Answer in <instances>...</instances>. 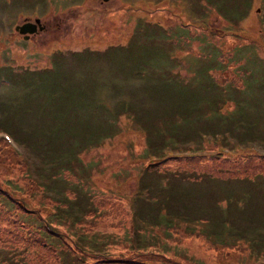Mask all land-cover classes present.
I'll return each mask as SVG.
<instances>
[{
	"label": "rangeland",
	"instance_id": "1",
	"mask_svg": "<svg viewBox=\"0 0 264 264\" xmlns=\"http://www.w3.org/2000/svg\"><path fill=\"white\" fill-rule=\"evenodd\" d=\"M221 1L228 3L233 0ZM195 2L0 0V60L2 56H9L18 50L25 63L22 64L26 67L46 63L49 72L46 81L51 78L54 68L52 87H48L44 77L39 76L34 77L32 84L17 82V77H14V81L0 80V104L5 103L3 109L0 108V119L3 120L0 125L15 128L13 124L18 123L31 131V137L23 139L24 149L21 144H17L23 151L22 157L30 174L45 185L43 191L33 190L24 194L29 182L25 184L18 176L15 181L12 168L0 166V185L8 190L13 189L15 200L7 205L18 211L9 216L16 217L18 223L22 222L23 225L18 226L25 230L21 235L0 234V264H112L108 262V257L112 256L122 259L123 264H264V166L260 171L258 168L255 173L250 171L248 174L247 171L233 169L229 176L223 175L226 182L217 176L210 178L203 167L188 162L181 163L176 171L181 176H175L171 168L177 167L179 161L169 158L155 161L158 164L141 175L140 162L147 161L152 155L148 154L147 157L141 151L147 142L145 131L140 129V122L131 110H123L120 106L115 108L119 98H127L135 105L146 100L143 104L145 109L140 113L155 118L159 124L162 122L161 117H157L160 112H169L190 91H205L198 82L203 79L204 69L212 65L207 52L213 53L216 50L213 47L232 46L233 41H225L221 37L214 42L211 35L201 38L202 32L196 29V24L200 20L197 15L202 14H199ZM84 4L82 10L94 17L79 11ZM88 6L96 7V10L90 12ZM256 6L255 3L251 5L252 14L249 17L254 19L259 28H244V22H240L238 28L243 35L250 37L249 40L256 38V45L241 38L234 40L233 53L236 58L232 57L236 61L223 60V64H228V74L234 75L236 64L245 60L248 68L259 79L252 82L243 76V80L246 79V83L249 81L250 85L244 88L239 85L236 88L239 91L232 92L231 89L230 94L238 96L241 101L246 98L251 103L245 106L249 113L260 114L255 131L262 136L264 20H261V10H256V13L253 11ZM209 8L214 16L223 19V9L216 5ZM25 14L40 15L46 21V29L33 36L35 43L30 48L34 50L32 52L25 50L29 41L17 38L13 29L15 22ZM204 20L207 21L206 18ZM92 24L95 29L89 31ZM189 26L193 28L188 29ZM210 26L216 29L220 27V21L215 18L210 21ZM177 27L186 28L183 32L187 37L177 34ZM92 36L100 37L95 39ZM106 45L114 46L115 49H111V55L107 58L94 59V56H90L82 59L90 63L79 66L73 63L72 49L84 46H99L103 49ZM253 50L262 58L251 55ZM63 51H69L65 58ZM34 62L36 65L31 64ZM212 71L216 75L220 73ZM164 76L166 81H162ZM234 80L237 83L242 81ZM58 97L71 102L80 118L64 113V105L57 104ZM109 117L119 120L116 133L108 136L100 130L101 136L97 141L78 138L85 131V123H90L91 129L96 130ZM64 118L80 120L82 124L77 133L64 142L51 143L47 140L41 147L36 137L46 127V123L50 125ZM163 127L171 133L170 121H165ZM260 141L264 143V140ZM164 142L159 135L155 136V146L161 148L164 154H178L183 145L181 141L174 144ZM65 146H69L73 154L69 156L64 153L63 159H80L69 158V169L61 171L65 182L74 187L73 195L76 194L75 197L67 196L68 205L71 201L68 212L80 215L82 210L94 207L90 201L93 202L95 196L108 199L116 211L89 212L83 226L88 232L77 227L74 229L73 222L69 225L51 224L45 220L47 215L44 214L51 210L49 207L53 203L50 197H66L61 193L64 180H56L51 176V172L55 173L59 165L56 156L43 153L41 148ZM174 160L175 165L167 166L166 163H174ZM260 160L264 162V157ZM223 163L229 168L235 165L240 167L241 164H236L235 160ZM216 187L224 191L217 193ZM116 195L121 196L122 201H117ZM20 201L23 207H19ZM101 203L107 204L104 200ZM111 205H103L101 210ZM166 205L170 208L166 212L167 219L177 223L176 229L146 223V238L153 236L151 240L159 241L144 248L129 247L128 241L131 239L136 245L144 241L135 232L132 236V232L125 229L131 221L134 222L133 218L151 215ZM2 221L3 216H0ZM135 222L141 223L139 220ZM194 229H200L206 236L202 238L187 233ZM89 235L95 240L94 248L84 246L85 251L77 253L69 247L73 240L79 244L80 241H88ZM220 239L239 241L248 248H222ZM211 243L217 248L209 246Z\"/></svg>",
	"mask_w": 264,
	"mask_h": 264
},
{
	"label": "trees",
	"instance_id": "2",
	"mask_svg": "<svg viewBox=\"0 0 264 264\" xmlns=\"http://www.w3.org/2000/svg\"><path fill=\"white\" fill-rule=\"evenodd\" d=\"M196 7L199 11V14L197 15L198 18H200L199 23L196 25V29L198 28L199 32H202L200 34L201 38L204 36H209L213 38V41L215 42L216 39H220L221 37L225 39V41H233L232 46H224V47H213L216 49L213 53L207 52L209 56V63L212 65L208 66L207 69H204V73H202L203 79H201L198 84H201V88L205 91H190L192 95H197L199 97H202L205 99V103L200 104L201 107L211 105L210 110H205V108H199L194 107L190 103V99L186 100L185 107H181V110H188V111H181L180 108H173V110L169 113H166V120L170 121V130L171 133L166 131L163 127L165 119L161 118V123L157 124L156 122H151L148 115H144V121H142L143 127L147 133L146 140L142 152L145 156L148 154H156L159 153L156 146H155V136L159 135L162 140L166 141L167 143H175L180 138L184 139L185 141L192 140L194 141L197 146H208L209 144L214 145L216 142L208 143L203 141L201 138V135L199 131L201 130H208V129H215L218 130L222 134V138L218 141L221 143L220 148H223L224 146H229L231 149L234 148L233 154L228 155L226 153H222L221 150L217 151L216 155L214 156H201V157H186V156H169L164 155L163 157L160 156V154L154 155L158 156L159 159L162 157V159H178L179 164L172 172L178 171V169L181 166V163L188 162V163H200V166H205L204 170H207L209 172L218 171L219 173H232L233 169L240 170V171H247V174L251 171V173H255L254 171L259 168V171L263 168L264 162L260 160L263 155H259L255 153L250 147H243L242 149L237 150L236 145L240 143H245L251 140H255L258 138V140H264V134L262 136H259L260 133L255 131V127L257 125V122L259 121L260 114L256 112V114H250L248 109L245 107L246 105L250 106L251 103L246 98L244 101H241L238 96V98L235 99V107L231 110H235L233 113L231 112H221L218 108L217 100H219V95L222 94L224 96L230 97V87L233 90L232 92L239 91V89H236L241 85L243 88L245 85L247 87L250 85L249 81L246 83L243 80L244 78L240 75H237L242 81L240 83H232L233 78L231 77V74H228V64L227 66L223 64V60L229 61L231 59L235 60L234 56V40H237L240 37V34L238 33H232L228 32L231 31L233 24L232 21H241L243 18H245L246 13L248 12V9L251 7L253 3H258L260 0H233L231 2L225 3L221 0H196ZM216 5L217 7L223 9L225 11V14H223L221 19L220 17L214 16L212 11L210 10L209 6ZM227 14V15H226ZM204 18L207 19L204 20ZM217 18L220 20V27L217 29H210V21L215 20ZM201 21L203 23H201ZM206 23V24H205ZM178 33L180 35L186 34L183 32L184 29L181 27H177ZM193 28L192 26H189L188 29ZM192 34H195L194 31H192ZM245 36V35H243ZM247 38V36H246ZM248 39V38H247ZM254 44L253 41H250ZM109 49H112L108 46ZM207 53L203 54L206 55ZM252 55V54H251ZM235 58H233V57ZM10 58H14L10 59ZM236 61V60H235ZM22 62V57L18 56L16 52H13L9 56H5L2 58V62L0 64V69L2 74H5L9 77H19L23 79L27 84L31 82V79L35 76L44 77V83L48 87H52V78L54 76V68L52 69L51 78L46 81L45 79L49 77V72L47 70L46 63L37 65L35 67H26ZM245 64V63H244ZM212 70L220 71L218 75L214 74ZM235 71H237L238 74H242L243 76H246L248 79H250L252 82H257L259 79H257L256 75L253 73V70L251 68H248V66H243V63L240 62L236 64ZM247 71L249 72L250 76L248 77ZM134 72V70L132 71ZM47 73V74H46ZM51 81V82H50ZM251 87L253 88V85L251 84ZM243 90V89H241ZM253 90V89H251ZM244 91V90H243ZM249 93V92H248ZM251 93V91H250ZM249 93V94H250ZM223 97V96H222ZM221 97V98H222ZM232 97V96H231ZM222 101V100H221ZM57 104H63L64 105V113H71L73 115H76L78 118H80V115L75 112L74 105L71 102H67L65 98H57ZM243 107H245V110H243ZM87 104L84 107V110H86ZM242 108V115L238 114V109ZM230 111V110H229ZM138 115V112L136 113ZM139 116V115H138ZM176 121H180V124H178ZM46 127L41 130L39 133V136L36 137V139L39 141V145L42 147L46 143L47 140H50L51 143L54 142H64L67 138L70 136H74L78 129H80V125L82 124L79 119H61V121H55V123H51L50 125L46 123ZM183 124H185L183 126ZM188 127H187V126ZM190 126H193V128H189ZM180 128V129H179ZM98 131L103 130L107 133H116L119 130V124L118 120L114 117H109V120H106L105 124L100 129H97ZM15 134L19 138V136L23 139H27L31 137L32 133L29 129H24L21 126L18 128H15L14 130ZM44 132L46 135H44ZM155 133H157L155 135ZM90 134V133H89ZM256 134V136H255ZM19 135V136H18ZM257 137V138H256ZM79 139H84L85 141L87 138L85 137L84 133H81V136L78 137ZM233 139L234 141H230ZM168 140V141H167ZM142 141V140H141ZM42 144V145H41ZM196 146V145H195ZM41 151L43 153H48L51 157L56 156V160L59 162V165L57 169L55 170V173L51 172V176L56 180H64L61 171L64 169H69L68 165V159L72 158L69 157L68 159H63L62 157L65 156L64 153H68L69 156L73 154V150L69 146L65 147H49L41 148ZM63 155V156H61ZM148 157V156H147ZM72 160H78L80 161L79 157H74ZM165 160V161H166ZM227 160H235L236 164H240V167L233 166L232 168H229L226 164L223 163V161ZM202 162V163H201ZM207 162H212V164H208ZM157 162H153L150 159V156L148 157V161H142L140 162V174H144L147 171H151L155 165H157ZM167 166L175 165L176 160H174V163H166ZM0 166L4 167H10L12 168L11 172L13 175L14 180H17V176L24 180V183L28 184L26 185V189L24 191V194L33 191V190H40L43 191L45 185L39 181H37L33 176H31L30 171L28 170L25 161L17 155V153L9 146V144L4 140V138L0 137ZM59 170V171H58ZM59 172V173H58ZM25 178V179H23ZM69 178V177H67ZM12 181V180H11ZM9 184H11L9 182ZM29 186V188H27ZM78 186V185H77ZM262 187V186H261ZM263 188V187H262ZM264 189V188H263ZM18 190V187H17ZM13 189L8 190L7 187H4L0 185V216H3V221L0 222V234L2 233H9V235H15V234H22V228H20L18 225H23L22 222L18 223L17 218H11L9 216L10 214L18 213L17 210H13L10 206L7 205V203H12L14 200V196L12 193ZM61 193L66 197L65 199H61L60 197H50L53 199L52 205L49 207L51 210H48L45 212V220L48 221L51 224H58V223H66L67 225L71 224L70 222H73L75 226L74 229L79 228L82 231L88 232V230H85L83 226H85L86 222L84 220V215H88L89 212H97L99 213L102 211V213H107L110 211L116 212L111 205L112 203L108 202V199H103L102 197L95 196L93 198V202L90 203L94 207H90L87 211L82 210L81 214H70L68 212L70 204L68 205L67 196L73 195L75 193L74 187L72 184H67L64 180V190L61 191ZM75 195L71 197H75ZM2 197V198H1ZM70 198V197H69ZM115 199L117 201H122V197L116 195ZM106 201L107 204L101 203L102 201ZM93 203V204H92ZM111 205V207H108L106 209L101 210V206L103 205ZM19 207H23V203L19 202ZM113 207V208H112ZM12 209V210H11ZM169 206L160 207V209L156 213H151V215L141 216L143 219H141L142 224H135L133 225L132 221L128 227L125 229H128L130 232H135L139 239H144L143 242H139L136 245V242L134 240H129V247L132 249L137 248H144L147 245H150L152 243L156 244L159 239L156 240H145L146 239V224H153V225H163L166 229H176V224L172 220H168L166 212L169 210ZM8 215V216H7ZM79 215V216H78ZM6 218V219H5ZM168 218V219H167ZM164 219H167V221H163ZM22 220V219H21ZM162 220V221H161ZM162 222V223H161ZM164 222V224H163ZM25 230L23 231V233ZM29 233V231H26ZM188 234H195L200 235L202 238H204L206 235L199 229V230H188ZM72 235H76L75 233H71ZM90 236V235H89ZM133 236V235H132ZM168 236V235H167ZM42 237V236H41ZM151 239H154L153 236H151ZM221 243V247L223 248H236V249H247L248 246L241 243H236L235 241H226L223 239ZM89 241V242H88ZM88 241H80L79 243H76L75 240H73L69 247L77 253H82L85 251V247L88 248H94L95 243L94 238L91 236L88 237ZM214 242H216L214 240ZM212 244V245H211ZM209 244V246H212L214 248H217V246L214 243ZM107 257V256H105ZM102 258L103 257H99ZM109 263L112 264H123L122 259H117L115 256L108 257ZM117 262V263H116Z\"/></svg>",
	"mask_w": 264,
	"mask_h": 264
},
{
	"label": "water",
	"instance_id": "3",
	"mask_svg": "<svg viewBox=\"0 0 264 264\" xmlns=\"http://www.w3.org/2000/svg\"><path fill=\"white\" fill-rule=\"evenodd\" d=\"M35 22L39 23V20L36 18ZM36 24L34 22H31L29 20H25L23 23L19 25L18 30L20 32H32L36 29ZM41 26V25H40ZM17 28V26H16Z\"/></svg>",
	"mask_w": 264,
	"mask_h": 264
}]
</instances>
